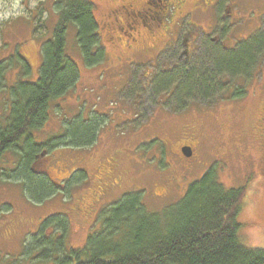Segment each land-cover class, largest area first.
<instances>
[{
	"label": "rangeland",
	"instance_id": "rangeland-1",
	"mask_svg": "<svg viewBox=\"0 0 264 264\" xmlns=\"http://www.w3.org/2000/svg\"><path fill=\"white\" fill-rule=\"evenodd\" d=\"M56 1H0V124L9 88L16 82H33L37 78L40 44L51 38L58 22ZM93 1L98 6L95 17L99 20L104 6L100 0ZM228 4L227 0H219L216 7L220 31L219 26L215 29L217 19L213 13L207 17L191 10L190 18L174 25L171 40H175L162 47L156 66L151 54L86 63L75 41V28L67 27L66 53L78 66V80L66 95L50 102L48 120L34 131V138L36 142H48L64 132H74L77 121L91 120L95 140L89 146L58 148L59 161L69 171L77 169V173L68 189L57 192L55 200L35 203L19 179L0 176V264H74L84 257L82 248L87 237L101 245L125 242L134 217L110 232L106 226L115 221L111 210L115 202L103 204L90 226L89 221L82 222L70 210L76 205L77 192L86 186L89 192L95 184L83 182L80 167L88 169L89 158L112 150L121 153L128 170L126 192L138 191L148 211H166L189 184L210 168L225 188L244 186L237 235L245 246L264 250V143L254 128L255 121L264 119V56L248 62L246 69L233 64L224 68L227 76L222 84L212 91H200L181 111L173 108L179 105L178 99L168 92L173 82L159 86L154 81L158 76L175 74L174 65L209 73L213 68L209 55L217 50L209 49L215 45L212 37L221 40L229 32L232 41L244 45L242 41L264 30V0H231L234 9L229 17L225 13ZM189 32L196 52L184 63V56L178 60V54L182 51L183 33ZM103 36L102 47L111 43L106 41V34ZM111 37L114 39L113 34ZM261 37L264 40V35ZM217 45L223 50L220 43ZM243 48L242 57L246 50ZM164 69L169 71L163 74ZM234 70L243 72V76L232 75ZM230 86L244 88V94L230 96ZM184 137L192 138L190 157L172 149ZM10 155L7 163L2 160L0 164L6 169L13 160ZM69 159L78 163L69 165ZM35 165L38 164L34 163L33 169L38 172ZM39 223L45 226L37 229Z\"/></svg>",
	"mask_w": 264,
	"mask_h": 264
},
{
	"label": "trees",
	"instance_id": "trees-1",
	"mask_svg": "<svg viewBox=\"0 0 264 264\" xmlns=\"http://www.w3.org/2000/svg\"><path fill=\"white\" fill-rule=\"evenodd\" d=\"M57 3L58 22L51 38L41 43L39 47L41 59L37 78L33 82H16L9 88L5 109L3 108V122L0 124V164L2 160L6 162L7 155L11 154L10 159L13 158L9 169L0 165V176L6 179H19L23 183L24 192L35 203H42L46 199L55 200L57 192L66 190L54 187L43 173H34L30 169L35 156L43 149H47L59 159L58 148L64 149L68 145L89 146L95 140V124L91 120L77 121L74 132H64L48 142H36L34 138V131L42 128L48 120L50 102L66 95L78 80V66L66 53L67 26L70 24L74 26L75 41L86 63L109 60L103 54L100 36L97 34L95 11L98 6L95 1L60 0ZM100 3L105 5L104 0H100ZM157 5V8L162 10L158 16L161 23L159 26L148 25L150 27L148 34L154 31L156 35H160V44L155 49L159 51L163 45L171 43V36L175 35V27L179 21L182 23L184 18H190L191 10L195 8L186 4L179 7L167 4L165 8L159 6L160 3ZM193 13L197 12L193 10ZM218 29L220 31L222 27L219 26ZM259 32L242 41L244 45L232 41L228 32L224 38L233 43L230 47L232 49L226 54L217 47V44L213 46L214 48H209L217 49V52L214 50L215 53L212 51L209 55L213 63L209 73L204 69L193 71L185 65L175 66V74L158 76L154 81L159 86L168 85L169 81L173 82L168 92L178 99L179 105L173 108L181 111L189 101L195 100L200 91L205 93L221 85L222 79L227 76L224 68L233 64L246 69L248 62L264 56V40L261 37L264 30ZM243 47L246 48L244 57L243 53H240ZM156 54H151L153 60H156ZM87 58L91 59L86 60ZM219 61L228 63L219 64ZM176 69H179V72ZM234 72H236L232 74L234 76H243V72L235 70ZM227 89L232 90L230 96L244 94L242 87L230 86ZM222 96L223 94L219 98ZM259 121L263 122L260 124ZM263 123L264 119L260 117L254 122V128L258 129L259 140L264 143ZM91 161L92 158H89L87 165H90ZM70 162L78 163L73 159L66 160L69 165ZM120 166L123 167V171L125 170L122 175L126 176V179L124 178L122 187L112 196L116 198L112 201L115 205L111 208L115 212V221L106 227L113 232L123 223H128V218L134 217L125 242L120 245H101L87 237L82 248L84 257L74 264H264V250L245 246L237 235L239 230L237 215L241 208L244 186L225 188L210 168L198 180L189 184L184 194L173 205L167 207L166 211L152 212L141 204L138 191L126 192L129 177L122 158ZM76 173L77 169L69 171L73 178ZM81 179L88 183V178L83 174ZM85 188L75 195L76 205L71 207L72 212L77 206L78 199L86 193ZM81 221L83 222V219ZM91 222L89 221L88 226ZM38 226L37 229L45 225L39 223Z\"/></svg>",
	"mask_w": 264,
	"mask_h": 264
},
{
	"label": "flooded vegetation",
	"instance_id": "flooded-vegetation-1",
	"mask_svg": "<svg viewBox=\"0 0 264 264\" xmlns=\"http://www.w3.org/2000/svg\"><path fill=\"white\" fill-rule=\"evenodd\" d=\"M227 1L229 4L225 9V13L229 17L234 7L230 4L231 0ZM255 1L252 0V3ZM104 2L103 14L96 24L99 36L105 38L103 35L106 34V41L111 40V43L106 44L102 49L104 56L109 58L108 62L121 56H134L136 54L143 56L157 53L156 56H159L163 49L159 51L155 49L160 44V35H156L154 31L148 34L150 28L148 25L159 26L161 23L158 16L162 10L157 8V3H160L159 6L164 8L167 4L176 7L186 4L194 7L196 12L204 16L208 17L213 13L215 18L216 7L219 4V0H163V2L162 0H104ZM155 2L157 3L155 4ZM111 34L114 35V39H112ZM190 35L183 33L182 51L178 54V60L184 56L182 60L184 63L193 57L196 52L193 48L195 40ZM224 40H219L217 36L211 38L214 44L220 43L222 45L223 51H231L232 48ZM192 143V138L184 137L172 148L180 152L184 148L191 149ZM121 158L119 151L112 150L92 158L88 170L83 167L78 170L88 178V182L92 184L95 182L89 192L86 186V193L78 199L77 206L73 210V214L83 219V222L92 221L88 219L97 216L103 204L112 203L116 199L112 196L117 189L122 187L124 178L126 179V176L122 175L125 170L123 171V167L120 166ZM262 160H264V155ZM34 163L38 164L35 165L39 169L38 173H43L54 187L56 186L61 190L67 189L69 183L73 180L68 169L54 156L53 152H48L47 149H43L35 156V160L30 166V169L35 173L37 171L33 169ZM49 171L54 175L53 177L49 175Z\"/></svg>",
	"mask_w": 264,
	"mask_h": 264
},
{
	"label": "water",
	"instance_id": "water-1",
	"mask_svg": "<svg viewBox=\"0 0 264 264\" xmlns=\"http://www.w3.org/2000/svg\"><path fill=\"white\" fill-rule=\"evenodd\" d=\"M183 153L185 154V156H189L190 150L187 148L186 150H183Z\"/></svg>",
	"mask_w": 264,
	"mask_h": 264
}]
</instances>
